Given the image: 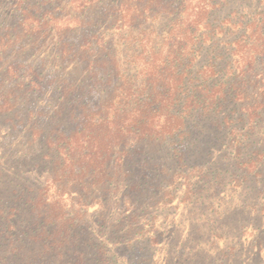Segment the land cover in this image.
<instances>
[{"label": "rangeland", "instance_id": "1", "mask_svg": "<svg viewBox=\"0 0 264 264\" xmlns=\"http://www.w3.org/2000/svg\"><path fill=\"white\" fill-rule=\"evenodd\" d=\"M73 1L0 0V264H264V48L236 50L219 34L195 69L213 68L220 111H199L180 144L116 146L83 124L105 94H89L73 54L105 38L101 57H124V0L82 12ZM162 1L160 30L184 0ZM213 5L216 25L264 10ZM70 83L82 102L63 92Z\"/></svg>", "mask_w": 264, "mask_h": 264}, {"label": "trees", "instance_id": "2", "mask_svg": "<svg viewBox=\"0 0 264 264\" xmlns=\"http://www.w3.org/2000/svg\"><path fill=\"white\" fill-rule=\"evenodd\" d=\"M94 1L97 0L73 3L82 12ZM190 1L184 0L171 12L174 18L160 30L157 22L170 10L162 0H149L147 5L145 0H124L119 8L122 28L115 34L116 43L123 42L126 48L124 57L120 58L116 52L101 57L106 50L105 38L93 45L98 51L88 44L73 54V59L84 63L90 74L89 83L85 84L89 94L96 87H101V94H105L96 111L88 109L83 122L91 133L101 136L102 142L111 136L116 146L130 139L140 144L182 143L187 131L199 125L198 112L217 113L224 101L210 87L213 68L205 65L195 69L201 60L200 53L214 48L216 43L218 46L219 34L223 38L221 44L236 50L248 46L251 50L264 48V10L248 21L232 12L216 25L212 21L214 0H198L194 6ZM152 11L157 12L152 16ZM99 69L106 70L101 77ZM79 90L70 83L63 92L74 97L71 103H75ZM84 100L83 106L90 107L91 101ZM79 135L82 130L65 139L67 143L63 140L60 143L72 147ZM106 161L108 158L103 160Z\"/></svg>", "mask_w": 264, "mask_h": 264}]
</instances>
